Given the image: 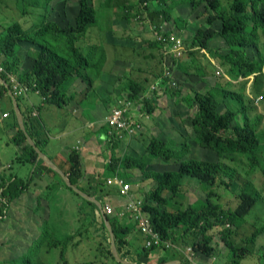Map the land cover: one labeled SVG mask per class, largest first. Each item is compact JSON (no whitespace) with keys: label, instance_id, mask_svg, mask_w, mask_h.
<instances>
[{"label":"rangeland","instance_id":"rangeland-1","mask_svg":"<svg viewBox=\"0 0 264 264\" xmlns=\"http://www.w3.org/2000/svg\"><path fill=\"white\" fill-rule=\"evenodd\" d=\"M193 1L195 3L191 0H165L160 8L164 7L169 12V18H166L155 2H149L152 9L151 14L150 10L142 7L143 2L140 0H93L97 10V22L90 26L83 39L77 41V45L84 51L97 45V53H100L101 49L106 53V60L103 64L95 62V66H89L86 69L89 76L85 78V85L88 86L87 83L90 81L94 85L97 81V87L94 86L100 93L97 114H91V117H100L99 121L103 119L100 125L105 124L104 117L114 106L118 92L120 91V95L124 97H129L128 94L132 92V87L128 88L131 79L135 81L139 79L144 84V89L137 88L141 89L137 99L148 117L143 128L134 137L120 141L121 143L112 151L111 157L120 158L129 155L144 161L147 169L168 171L176 166L178 161H167L151 154L148 145L152 139H155L156 141L164 140L177 149L185 146L187 150L181 158L195 157L216 161L215 153L205 151L194 139L193 113L187 102L189 95L195 91L215 90L217 98L221 101L220 108L222 109L227 106L236 109L240 106L234 99L225 97L224 92L231 90L242 94L245 101L247 99L250 119L258 120L257 131L259 134L264 133V67L257 77L254 74L247 77L236 76L235 72L228 70L229 64L224 62L218 54L228 51L222 39L215 37L209 42V48L202 47L195 36L199 28L215 27L216 24L207 23L208 14L214 10H205L203 1ZM131 2H136V6H131ZM221 2L222 4L217 9L218 13L230 15L233 0H221ZM22 7V0H0V23L2 24L0 28L4 29L14 21H20L24 28H28L33 23L44 19V15L62 25L74 24L79 9L78 0H53L48 9L41 3L38 6H30V11L26 14L21 12ZM129 9H131L130 12ZM216 27L218 28L219 24ZM158 28L166 38L161 48L150 44L151 41L157 39L154 30ZM258 33H261V30ZM171 36L181 39L183 49L179 50L180 54L176 52L178 56L170 50ZM30 46L29 43L23 42L21 49H18L16 57H20L19 66L25 51ZM257 47V53L253 48H249L247 54L263 60L264 36L262 34L258 39ZM97 58L93 57L94 60ZM5 59L3 56L0 57L2 67L0 73H6L9 80L2 79L1 75L0 78L7 82L5 84L8 87V93L11 91L16 99L17 97L21 99L22 95L13 89L11 76L29 89H35V82L22 80L20 74L23 72L20 70L8 71L5 68L7 64ZM166 69L170 73L169 76L165 74ZM169 81H174L175 84H169ZM152 84H156V89L154 92H149ZM73 86L77 88L79 85L74 84ZM178 92L180 93L177 94ZM259 96L261 98L257 99ZM147 99L150 100L148 108L151 111L144 107V100ZM29 110L33 109L29 107ZM7 135L8 133H5L0 138V149L4 151H6ZM14 136L8 138L9 143L16 142ZM261 143L264 144V137ZM257 155L261 159V166L256 169L253 177L246 173L248 165L246 156L227 154L221 158V161L234 167L241 177L253 179L262 191V200L249 211L244 224H241L238 229L230 224L226 225L231 230L230 234H225L223 225H217L210 230L208 234L212 236V239L207 245L209 254L196 250L195 245L199 240L197 235L190 234L184 238L180 237L174 243L163 239L173 243L172 249L178 254L175 261H170L172 264L179 262V259L187 260L183 252H186L189 247L195 249V264H230L231 254L225 245L224 234L234 245L248 246L252 249L253 254L243 259L241 264H264V234L257 238L254 245L247 244L248 237L264 225V148ZM116 173L121 174L132 185L134 196L141 201L142 208L145 196L156 186L155 180L146 178L137 168L121 167ZM112 175L111 171L108 172V177ZM11 176L10 168L5 164V167L0 170V189L4 182L12 178ZM92 178L93 181L86 178L78 182L76 186L83 188L84 191H81L93 199H96L97 195L100 196V201L96 200L101 204V209L99 206L97 210L93 209L83 198L64 187L58 179L52 181L54 186L61 187L58 190L54 187L48 189V185L46 193L28 192L17 198L18 200L9 202L8 207L0 201V261L2 264H15L13 260L22 259H29L34 264H116L120 261L124 264H134L135 261L142 262L144 259L139 260L135 253L128 255L129 259L121 257L128 250L135 251L145 244V235L139 230V220L132 215L133 212L129 211L125 205L126 200L119 196L115 186L104 189L103 187L96 188L98 182L107 178L103 179L98 174ZM223 180L230 179L225 174H222V179L213 182L185 178L182 192L172 201L169 212H174L178 208L183 209L191 204L198 206L210 191L214 193L211 199L218 203L220 210L235 209L239 203V193L242 191V180L235 178L230 185H227L228 187L225 186ZM0 198H2L1 194ZM106 204L113 207V214L108 215L104 212ZM103 215L116 217L123 226L134 228L124 239L127 244L129 242V247L122 245L120 253L117 250L114 232L112 237L109 230L113 231V229L108 220L107 222L102 221L104 220ZM49 238L55 242L67 240L65 261L60 258V246L57 248L48 246ZM39 242V246L35 245Z\"/></svg>","mask_w":264,"mask_h":264},{"label":"trees","instance_id":"trees-1","mask_svg":"<svg viewBox=\"0 0 264 264\" xmlns=\"http://www.w3.org/2000/svg\"><path fill=\"white\" fill-rule=\"evenodd\" d=\"M22 1L21 12L26 14L29 13L30 6H38L41 3L48 9L53 0ZM145 1L155 2L163 16L169 18V12L164 7L160 8L165 3V0H140V2H143L142 7L144 6L145 9L150 10L152 14L151 4L144 5ZM201 1H203L205 10H214V12L208 14L207 23L219 24V27L217 28L215 25V27L199 28L195 36L196 40L202 47L209 48L211 39L215 37L222 39L223 44L228 47V51L219 52L218 54L224 62L229 64L230 68L228 70L235 72L236 76L247 77L254 74L257 77L263 71L264 59L250 57L247 54V49L253 48L254 52L257 53L258 39L261 34L264 36V0H233L230 15H220L218 13L217 9L222 4L221 0H199V2ZM191 2L195 3L193 0ZM135 4L136 2L130 3L131 6ZM78 7L74 24L62 25L55 20L46 18L44 15V19L33 23L28 28H24L20 21H14L5 26L0 32V57L6 58L5 63L7 64H5V68L8 71H19L18 61L20 57L16 56H18V49H21L20 43L27 42L31 45L24 53L31 60L28 63L29 68L20 74V78L35 82V90L41 94L43 103L61 107L67 104L69 100L74 98V95L72 97L68 95V93H74L71 91V85L73 87L74 83L86 82L85 78L89 76L86 69L89 66H95V62L103 64V61L106 60L104 50L101 49V52L97 53V45H93L86 51L77 45V41L86 36L90 26L97 22V10L93 0H78ZM130 11L131 9H129ZM125 16L127 17L128 15ZM157 30L160 31L159 28ZM259 30H261V33H258ZM150 44L161 48L163 42L156 39L151 41ZM93 57L98 58L94 60ZM0 75L2 79L9 80L6 73H0ZM98 76L100 77L99 74ZM87 85L90 92L88 91L89 95L86 102H90L96 96L95 93L98 92L91 81ZM131 87L133 90L128 95L137 99L139 91L144 89V84L131 79L129 80L128 88L131 89ZM137 88L141 89L138 90ZM7 93V85L0 81V97ZM120 94L119 91L118 96H121ZM224 96L234 99L240 106L236 109L230 106L224 109L220 108L221 101L217 98L215 90H210L209 92L195 91L192 95H189L187 102L189 109L193 113L194 139L205 151L214 152L216 161L195 157L181 158V155L187 150L185 146L177 149L171 147L164 140L156 141L152 139L148 145L150 153L167 161H178L176 166L171 167L168 171L151 170L147 169L144 161L125 155L120 158L112 157L105 172L101 174V177L105 179L110 171L113 173V177L114 175H119L116 172L121 167L125 169L137 168L142 171L146 178H153L156 186L145 196L141 208L142 213L149 219L153 229L159 232L162 239L171 240L173 243L180 237L184 238L190 234L197 235L199 240L196 242L195 248L197 251L201 252L202 250L206 254H209L207 245L212 239V236L208 234L210 230L217 225H223L225 234H230L231 230L226 225L230 224L235 229H238L241 224H244L245 217L248 216L249 211L263 198L262 191L257 187L253 179L241 177L234 167L221 161V158L227 154L244 155L248 161L246 173L253 177L256 169L261 166V159L257 153L264 148V144L261 143L264 133L259 134L257 131L258 120L252 121L250 119L249 107L246 103L247 99L245 101L242 94L231 90L224 92ZM18 101L20 102L19 97H17V103ZM144 102L145 109L151 111L148 108L150 100L147 99ZM18 105L20 106L21 104L18 103ZM195 107L196 109H194ZM30 112L29 118L31 122L35 123L37 127H42L41 119L38 116H30ZM239 116H241V120H239ZM27 118L25 115L24 123L27 134L35 137L34 133L29 129ZM14 119L18 127L15 141L22 146L24 161L31 163L33 166L38 165L37 168L59 177L64 187L83 198L61 178L56 170L48 166L39 157L37 150L28 141L27 134L20 128L16 114H14ZM102 126L103 131L101 130V132H104L105 136L107 134V125L103 124ZM34 140L39 147L38 139L35 137ZM117 144L115 143L111 146L113 147ZM66 161L69 163L68 179L72 185L76 186L78 182L86 179V170L77 147L69 151ZM34 173L26 180L12 177L2 184L0 189L2 198H0V201L4 203L5 207H8L9 202L19 198L28 191L30 184L35 178ZM222 174L227 175L230 179L228 181L223 180L225 186L230 185L235 178L236 180H242V191L239 193V203L235 209L220 210L218 203L211 199L214 193L210 191L198 206L191 204L183 209L178 208L174 212H169L172 201L182 192L185 178L199 179L202 182H213L214 180L222 179ZM108 179L98 182L96 188L112 187L107 184ZM77 188L84 191L81 187ZM95 197L100 201V196L97 195ZM83 200L92 206L93 209H98V205L94 202L85 198ZM107 220L113 229L117 250L120 253L122 245L129 247V242L127 244L124 239L134 228L123 226L116 217L108 216ZM105 230L107 232L106 228ZM139 230L141 232L140 228ZM181 232L183 233L179 234ZM225 234L223 236L225 245L231 254L230 264H241L243 259L253 254L252 249L248 246L234 245ZM262 234H264V225L257 228L248 237L247 244L254 245L257 238ZM47 243L50 248L60 246V258L65 261L68 246L67 240L55 242V240L49 238ZM39 244L40 242L35 245L39 246ZM134 253L139 260L140 258L144 259L142 262L135 261L133 262L134 264H166L170 261H175L178 255L172 247H147L143 244L142 248L135 251L128 250L121 257L129 259L128 255H133ZM178 261L181 262L180 264H189L184 258ZM13 263L34 264L29 259L13 260ZM0 264H2L1 261ZM116 264L124 263L120 261L116 262Z\"/></svg>","mask_w":264,"mask_h":264},{"label":"crops","instance_id":"crops-1","mask_svg":"<svg viewBox=\"0 0 264 264\" xmlns=\"http://www.w3.org/2000/svg\"><path fill=\"white\" fill-rule=\"evenodd\" d=\"M0 25L2 24L0 23ZM1 31L2 27L0 28V32ZM21 45H23V42L20 43V46ZM30 61L31 60L24 55L21 59L20 66L18 65L19 70L21 72L27 70ZM137 80L141 81L139 79ZM74 84H78L79 86L76 88L71 85V91L74 93H68L71 97L74 95V98L69 100L68 103L62 107L43 103L41 94L35 89L30 90L26 95H22L20 102L18 101V103L21 104L19 106L21 113L26 111V113H24V119L26 115L28 117L26 120L29 129L39 141V148L47 155L48 159L61 170V174H59L65 182L66 180L69 181V163L66 161V158L71 149L77 147L81 155L84 169L86 170L85 177L93 179L92 177H96V174L101 175L102 172H105L107 167L106 164H109L111 161L112 151L121 143L119 140H107L104 136L105 133L101 132L103 126L100 125V122L103 119L99 121L98 119L100 117H91V114H97L96 109L100 105V93H95L96 96L94 99L90 102H86L89 95V88L87 87L89 86H86L85 82ZM94 85L97 87L98 82L96 81ZM29 107L33 110H29ZM12 110L15 112L13 99L10 94L7 93L0 97V138L2 135H5V133H8L6 151L0 149V170L7 164L12 174L11 177H17L23 180H26L35 172V178L30 184L28 191L22 195H26L28 192L32 191L36 194L46 193V186L48 185V189L50 187H54L56 190L60 189L61 187H56L52 184V181H55V179L60 181L59 177L37 168L38 165L33 166L31 163L25 162L22 146L16 142L9 143L11 136L16 135L18 130L14 119V114L16 113L13 114ZM29 111H31L30 116H35L33 112H37L36 116L41 119L42 127H37L35 123L31 122ZM4 113H8V115L4 116ZM86 113L87 120L85 121ZM35 137H32V139ZM115 143L118 144L112 147L111 145ZM112 177L113 175L107 176L106 178Z\"/></svg>","mask_w":264,"mask_h":264},{"label":"built area","instance_id":"built-area-1","mask_svg":"<svg viewBox=\"0 0 264 264\" xmlns=\"http://www.w3.org/2000/svg\"><path fill=\"white\" fill-rule=\"evenodd\" d=\"M145 2L144 5H147L148 2ZM154 32L157 34V39L163 42L164 45L166 42L164 34L157 29H155ZM170 39L172 40L170 50L174 52L175 56H178L176 52L180 54L179 50L183 49L181 39L175 36H171ZM0 69H2L1 66ZM165 74L166 76L170 75L167 69ZM11 79L13 89L16 91V93L26 95L30 90H32L19 82L14 76H11ZM168 83L175 84L174 81H169ZM155 89L156 84H152L149 92H154ZM260 98L261 96H259L257 99ZM6 115L7 113H4V116ZM33 115L36 116L37 112L34 111ZM145 118L148 117L142 110L138 99L128 96H117L115 98L114 106L104 117V123L107 125V134L105 137L110 141H123V139L127 140V138L134 137V135H136L143 128L144 122L146 120ZM107 184L109 186L113 185L117 188L119 196L126 200L125 205H127L129 211L133 212L132 215L139 220V228L145 235V246H164L166 248L173 247L172 243L162 239L159 232L155 231L151 226L149 219L144 217V214L141 210V201L135 198L132 185L127 182L124 177L121 175H114V177L107 180ZM104 212L108 215H111L114 213V209L110 204H106ZM227 225L229 226V224ZM183 253L190 264L196 263L195 249L193 247L187 248L186 252Z\"/></svg>","mask_w":264,"mask_h":264},{"label":"water","instance_id":"water-1","mask_svg":"<svg viewBox=\"0 0 264 264\" xmlns=\"http://www.w3.org/2000/svg\"><path fill=\"white\" fill-rule=\"evenodd\" d=\"M1 81H3L4 83H7L5 80H2L0 78ZM12 99H13V103H14V109H15V112L18 116V120H19V123H20V127L21 129H23V131L27 134V130H26V127H25V123H24V119H23V115L21 113V110H20V107L17 103V99L16 97L13 95V93L10 91L9 92ZM28 136V141L33 145V147L37 150L38 154H39V157L44 160L51 168H53L54 170H56L58 173L61 174V170L53 163L51 162L47 155L36 145V143L34 142V140L32 139V137L29 136V134H27ZM66 180V179H65ZM66 183L71 187L73 188V190L75 192H77L80 196H82L83 198L91 201V202H94L95 204H97L99 206V208L101 209V204L94 198H91L90 196H87L86 194H84V192H82L80 189H78L77 187H75L74 185H72L68 180H66ZM103 219L105 222H107V217L103 215ZM110 230V233H111V236L113 237V231L111 229ZM116 255V254H115ZM166 264H172L171 262L169 263H166ZM174 264H180L179 262H175Z\"/></svg>","mask_w":264,"mask_h":264},{"label":"clouds","instance_id":"clouds-1","mask_svg":"<svg viewBox=\"0 0 264 264\" xmlns=\"http://www.w3.org/2000/svg\"><path fill=\"white\" fill-rule=\"evenodd\" d=\"M148 4H149V2H148Z\"/></svg>","mask_w":264,"mask_h":264}]
</instances>
